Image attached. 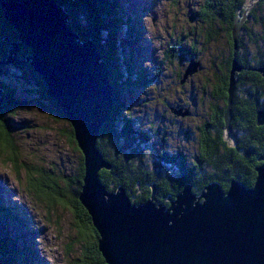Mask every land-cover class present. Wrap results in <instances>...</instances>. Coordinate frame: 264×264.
<instances>
[{
    "label": "rangeland",
    "instance_id": "374dc122",
    "mask_svg": "<svg viewBox=\"0 0 264 264\" xmlns=\"http://www.w3.org/2000/svg\"><path fill=\"white\" fill-rule=\"evenodd\" d=\"M52 1L61 7V11L69 20L70 26L66 25L71 35L88 44L91 41V45L94 44L99 49L101 60V53H104L108 62L116 69L117 64L119 65L124 78L131 73L133 67L139 70L138 74L142 76V80L132 85V93H127L128 88H125L127 85L121 81H118V85L111 83L113 93H117L119 87L125 88L124 94L120 97L112 94L111 100L115 99L118 103L113 101L111 110L113 107L116 115L128 119L133 131L138 130L143 136L148 137L147 140L145 139L147 144L142 143V146L135 150L139 159L142 160L140 166L147 168L157 166L164 170L165 165L156 163L153 155H160L164 160L172 159L171 155L179 150L184 156H188L186 160L190 164L195 161L194 155L199 152V140L205 131L208 132V136H211V125H215L219 131V127L222 126L220 123L227 124L231 121L232 102L228 106L227 100L226 102L222 100L220 94L223 95L224 78L227 73L229 76L231 61L236 60L237 57L234 52H231L234 50L228 36L230 31L224 29L222 21L216 20L213 24L205 21L202 12L208 0H109L120 12L113 7L109 9L113 14L104 11L103 16L117 18L118 15H113L120 14L126 18L116 24L114 31L118 49L121 44L125 45L124 49L117 52L110 47H103L113 34V24H110L108 20L104 21L108 17L95 19L88 11L93 9L97 11L95 5L105 9V1L100 4L102 0H83L82 3L87 5L81 12L78 11L77 0L74 4L72 3V6L68 3L69 0ZM256 1L246 0L244 9L237 13L236 20L241 21L239 41L247 40L248 27L253 32L262 30L251 14V8L255 6ZM85 20H92L96 24L86 25ZM129 21L131 23H128ZM98 23L105 26L108 34ZM130 25L135 33L132 34L130 31V36L121 38ZM226 26L229 27L227 24ZM0 29L5 30L3 22L0 23ZM3 32L6 31H0V34ZM11 32L13 40L9 39L7 43L5 39L0 40V56L2 57H7L11 46L20 41L19 31L12 28ZM18 46H16L18 50L15 53V61L23 63L7 64L14 65L11 69H4L1 65L0 85L4 88V96L7 94L9 97L6 98L7 100L18 101L15 104H6L5 112H10L14 106L18 107L14 116L4 114V117L9 118L11 122V137L16 147L15 161L17 167H20V172H15L10 162L5 163L4 159L8 156L1 153L3 149H0V177L6 178L8 189L13 192L12 196L8 190L4 189L2 194L4 202L0 204L5 208L9 207L8 203L18 206L15 200H19L20 204L28 208V213H22L21 219H24L22 223L15 222L14 214L13 220H10L11 224L0 226V244L5 246L7 251L5 258L8 263L12 258L14 264H30L29 262L32 264H82L85 239L80 235L78 218L68 203L70 198L67 197V193L66 199L53 197L48 201L38 198L36 193H32L27 187L26 179L38 178V171L50 173L54 179L63 176L65 184L76 179L82 155L72 142L73 140L69 138L68 133L72 130L70 124L58 117L56 111L49 107L47 100L50 98L46 96L48 99H44L41 96L39 91L44 93L46 91V84L42 77L40 78L45 86L36 85V79L25 77L20 73V69L16 68L21 66L36 74L30 65L31 60L24 59V57L31 58V49ZM20 47L25 49V54L21 53ZM168 50H170L169 53H167ZM188 70H194V72L186 73ZM241 71L242 67L234 76ZM149 74L157 81L151 82ZM234 79L236 89L238 80L235 77ZM142 85L143 88H141ZM260 93H262L261 90ZM0 107L1 114L3 108ZM111 115L112 112L107 122L111 120L113 116ZM255 115L257 116V112ZM105 123L106 121L102 124L101 131L106 130ZM220 129L222 139L226 138L230 143L232 134L227 126L223 125ZM257 145L258 140H254L253 146L257 147ZM31 168L36 169L34 175L30 173ZM256 170L257 165L254 168L253 184L249 188L254 187ZM5 178L2 179L5 181ZM236 181L241 184L238 180ZM64 183L55 182V185L63 189ZM45 184L49 185L46 182ZM72 185L75 187L74 183ZM7 227L14 232V235L17 234L20 237L16 240L17 247L12 246L8 239L11 236ZM67 248L73 249L68 253ZM32 253L36 255L34 260ZM2 259L1 255V263Z\"/></svg>",
    "mask_w": 264,
    "mask_h": 264
},
{
    "label": "water",
    "instance_id": "95a60500",
    "mask_svg": "<svg viewBox=\"0 0 264 264\" xmlns=\"http://www.w3.org/2000/svg\"><path fill=\"white\" fill-rule=\"evenodd\" d=\"M0 8L20 38L0 64L23 63L15 61L16 46L29 47L32 56L25 61L31 60L46 84L45 95L72 126L84 164L78 198L98 234L97 249L105 264H264V152L253 188L231 180L226 191L210 183L197 195L184 184L167 208L156 205L153 193L148 201L135 205L122 189L108 192L96 171L110 167L93 149L111 113L113 94L99 49L71 35L69 20L52 0H0ZM91 11L98 18L97 11ZM236 18L230 30L234 50L241 26ZM110 19L104 21L112 24ZM240 70L233 59L228 106L234 74ZM257 72L264 77V67ZM256 124L264 125V110L257 111Z\"/></svg>",
    "mask_w": 264,
    "mask_h": 264
},
{
    "label": "trees",
    "instance_id": "16d2710c",
    "mask_svg": "<svg viewBox=\"0 0 264 264\" xmlns=\"http://www.w3.org/2000/svg\"><path fill=\"white\" fill-rule=\"evenodd\" d=\"M102 1H105V9L106 7L109 8L110 1ZM74 2H76V0L68 1L71 6L72 3L74 4ZM82 2L84 1L77 0V6L80 10H83L87 5L86 2V4H83ZM245 2L246 0H208V3L205 5L202 14L207 23L213 24L216 20L222 21L223 27L230 31L234 23V18L238 12H241L244 9L243 5ZM95 6H97V15L99 19L105 17L103 16L104 11L113 14L109 10L102 9V7H99L98 5ZM88 11L95 19H97L91 10ZM251 14L254 16L252 17L254 21L258 23L262 30L253 32L250 30V28L247 29V40L239 41L238 38L236 49L231 51L236 54V60L242 67V71L234 76L237 78L238 84L236 85V89L232 96L231 113L233 117L231 116L232 119L230 121V133L232 134H230L232 139L229 137L231 140L230 143L226 140V138L222 139V132L220 128L223 126V123H220L222 126L219 127V131L215 125H211V136H208V132L205 131L203 136L200 137L199 152L194 155V162L188 164L186 160L188 156H184L182 154L183 152L179 150L176 151V154H172V159L168 158L169 160L162 159L160 155H153L154 161L156 163L165 165L163 168L164 170L157 166H152L151 168L142 167L140 166L142 164V160L139 159V156L135 153V150L141 147L142 143H146V140L143 134L140 135V131L132 130V126L128 119L116 115L113 111L114 108L112 107L111 112L114 117L111 115V120L108 122L106 121L105 124L107 127L105 131H101L102 127L100 128L98 137L99 139H97L96 143L97 149L102 154L103 158L110 164V168L108 170L101 169L98 172L100 182L103 186H105L108 192H118L122 189L128 196L130 202L135 205L143 204L144 202L148 201L151 198V194L153 193L155 196L154 200L156 205L167 208L169 199L168 195L171 194L172 200L174 196L182 190V185L184 184H189L192 186V192L197 194H199L204 189V187L210 183H217L223 191H226L232 179L238 180L247 188L252 186L255 177L254 168L256 165H258L257 158L264 152V125L257 126L255 115L257 111L264 110V77L257 72V69L264 67V0H257L255 2V6L251 8ZM117 15L122 20L126 19L120 14L113 16ZM247 16L250 15L247 14ZM1 22L4 23L5 30L0 29V31L6 32L0 34V40L5 39L4 41L7 43V40L14 39L11 32L12 28L7 25L0 12V23ZM98 24L105 28L103 24ZM112 24L113 34L110 36V40L105 42L103 47H110L113 49V51L117 52L124 49L125 45L124 43L121 44V47L118 49V44L116 42L117 39L114 32L116 30V23L113 22ZM226 24L229 26L228 28ZM130 31L132 34L135 33L132 28H130V30L127 32ZM105 33L108 34L106 28ZM228 36L231 38V33H228ZM233 45L234 44L232 42V47ZM20 50L22 54H25L26 51L23 47H20ZM169 51L170 50H168L167 53H169ZM101 54L102 60H104L107 65V69L109 71L108 77L111 83L118 85V81H121L127 85L125 88H128V90L126 91H129L128 93H132V85L142 80V76L138 74L139 70L136 67H133L131 73H129L128 76L126 75L127 77L124 78L119 65L117 64V73L115 70L116 67L108 62L107 58L104 56V53ZM5 57L6 56H0V61L5 59ZM116 60H118L117 56ZM13 66L14 65H2L4 69H11ZM16 68L20 69V73L22 75L24 74L25 77L36 79V85L41 84L44 86L37 74L30 72L28 69L21 68V66H16ZM127 69L128 67H126V71H128ZM155 74L157 75V73ZM224 80L225 87L222 90L223 95L219 92L218 93L222 97L221 99L226 102L228 73ZM1 82L2 81L0 80V83ZM125 88L121 89L119 87V90L116 91L117 93L113 94L120 97L122 94H124L123 91H125ZM141 88H143V85ZM0 89L2 92L0 96L3 101V110L0 114V128L2 127L0 129V149H3V152L1 153H4L8 156L6 159H4L5 163L10 162L14 166V171L20 172V167H17L15 161L16 147L14 145V139L11 137V122L9 121V118L4 117V114L14 116L15 110L18 107L14 106L10 112H5L4 110L6 109V104H15L18 103V101L16 99L7 100L6 98L9 97L7 94L4 96L5 91L1 85ZM260 90L262 93H260ZM39 92L44 99H48L46 98L44 92ZM47 101L49 103V107L53 111H56V115L62 119H65L61 111L56 107L55 103L50 99ZM113 101H115L114 103H118L115 99ZM45 108H47L46 105ZM248 134H250V136ZM68 135L69 138L73 140L72 142L75 144L76 148H78L72 130L71 132L69 131ZM255 137L258 140L257 147L253 146ZM165 163L169 164L167 165ZM29 170L30 173L34 175V171H36V169L31 168ZM160 171H162V175L166 174V172L168 174L171 173L174 175V177L178 178L180 182L177 183L175 181V183L165 184L162 177L160 178L161 181L159 182L157 178L160 176ZM38 172V178L31 180L26 179L28 190L32 193H36L38 198H44L48 201L53 197L66 199L67 193V197L70 198L68 203H70L72 210L75 212L78 218V227L81 230L80 235H82V237L85 239L83 240L85 243H83L82 264H105L101 254L97 249V242L99 239L98 234L94 230L91 219L86 210L80 204L78 198L84 172L83 156H81L80 160L78 177L68 181L66 184L63 181V176H61V178L58 177L57 179H54L50 173H41L40 171ZM45 182L49 185H46ZM55 182H63L65 184L63 189L67 188L66 191H63V189H60L57 185H55ZM72 182L74 183L75 187H73V185L71 186V184H73ZM2 207L3 205L0 204V209H3ZM5 209L7 210V213H9L8 215L10 220H13L12 217H14L15 213L10 211L9 207ZM11 244L14 247L18 246L14 241ZM28 247H26L27 250ZM72 249L73 248H67L66 252L68 251L69 253V251H72ZM0 253L3 258L1 264H14L12 262V258H10L11 261L9 263L6 260L5 253L7 254V251L5 250V246L1 244ZM32 258L34 260L33 256ZM29 263L32 264V262Z\"/></svg>",
    "mask_w": 264,
    "mask_h": 264
},
{
    "label": "bare ground",
    "instance_id": "6f19581e",
    "mask_svg": "<svg viewBox=\"0 0 264 264\" xmlns=\"http://www.w3.org/2000/svg\"><path fill=\"white\" fill-rule=\"evenodd\" d=\"M261 1V0H260ZM0 12H1V14H2V11H1V8H0ZM2 16H3V14H2ZM4 18V17H3ZM5 20V19H4ZM6 21V20H5ZM6 23H7V25L8 26H10V28H13L7 21H6ZM115 47V46H114ZM236 48V47H235ZM7 64H15V63H13L12 61H11V63H5V64H0V65H7ZM37 74V73H36ZM39 77H41V75L40 74H37ZM41 79V78H40ZM42 81V80H41ZM44 86H45V84H44ZM1 91H0V95H1ZM46 96V95H45ZM0 101H1V105L0 106H2V104H3V101H2V99L0 98ZM57 107V106H56ZM255 107V106H254ZM258 107V106H257ZM58 108V107H57ZM0 109H1V107H0ZM62 113V112H61ZM63 114V113H62ZM187 115H188V112L186 113ZM64 116V115H63ZM233 117V116H232ZM64 118H65V116H64ZM65 120L69 123V121L65 118ZM91 123V121H88V124H90ZM70 124V123H69ZM252 124V123H251ZM71 126V125H70ZM71 128H72V126H71ZM72 131H73V129H72ZM250 131V130H249ZM99 133H100V129H99V132H98V135H97V138H96V142H95V145H94V147H93V149H94V151L102 158V160L110 167V164L103 158V156H102V154L99 152V150L97 149V147H96V143H97V139H99L98 137H99ZM259 134V133H258ZM74 136V135H73ZM122 153V152H121ZM82 154V153H81ZM83 156V155H82ZM218 162V161H217ZM83 166H84V164H83ZM233 168V167H232ZM101 169H104V168H101ZM100 169V170H101ZM99 170V171H100ZM108 170V169H107ZM238 170V169H237ZM98 170L96 171V175H97V179L100 181V178H99V176H98V172H99ZM12 173V172H11ZM83 176H84V172H83ZM22 177V176H21ZM66 178V177H65ZM66 182V181H65ZM229 182V181H228ZM99 184H100V182H98ZM255 184V183H254ZM182 186H184V185H182ZM82 187H83V177H82V182H81V187H80V192H79V195H80V193H81V190H82ZM192 187V186H191ZM247 189H249V188H247ZM180 191V190H179ZM3 192H4V189H0V197H1V199L2 200H0V202H4V197L2 196V194H3ZM191 192H192V190H191ZM78 195V196H79ZM152 195V194H151ZM161 197V196H160ZM165 197V196H164ZM155 201V200H154ZM170 203H171V200H170V197H169V199H168V207L170 206ZM8 205H9V210L10 211H12V212H14L15 213V216H16V221L15 222H21V221H24V219H20L21 217H22V212H21V210H20V207H19V205L18 206H12V205H10L9 203H8ZM31 221V220H30ZM22 223V222H21ZM24 234V233H23ZM25 235V234H24ZM34 256V258L36 257V255H35V253L33 254ZM0 258H1V255H0ZM0 264H1V262H0Z\"/></svg>",
    "mask_w": 264,
    "mask_h": 264
},
{
    "label": "flooded vegetation",
    "instance_id": "af4514ba",
    "mask_svg": "<svg viewBox=\"0 0 264 264\" xmlns=\"http://www.w3.org/2000/svg\"><path fill=\"white\" fill-rule=\"evenodd\" d=\"M225 29V28H224ZM226 30V29H225ZM227 31V30H226ZM229 32V31H228ZM225 66V72H227V68H226V65H224ZM226 122V121H225ZM223 125H226L227 126V128H228V130L229 131H231V128H230V121L229 122H227V124H223ZM149 131H151V129H149ZM152 132V131H151ZM147 138V137H146ZM256 139V137L254 138V140ZM257 140V139H256ZM253 143H254V141H253ZM204 172V171H203ZM162 177V179L164 180V183L165 184H168V183H175V181L177 182V183H179L180 182V180L178 179V178H176V177H174V175H172V174H168L167 172H166V174H164V175H162V173H160V176H158V178H157V180L160 182L161 180H160V178ZM157 195H158V193H157ZM168 197H170L171 198V194H169L168 195Z\"/></svg>",
    "mask_w": 264,
    "mask_h": 264
}]
</instances>
